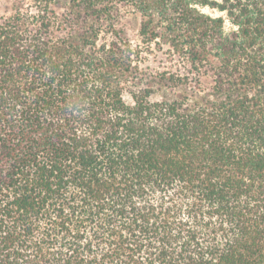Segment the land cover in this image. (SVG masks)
<instances>
[{"label": "trees", "instance_id": "16d2710c", "mask_svg": "<svg viewBox=\"0 0 264 264\" xmlns=\"http://www.w3.org/2000/svg\"><path fill=\"white\" fill-rule=\"evenodd\" d=\"M0 264H264V0H12Z\"/></svg>", "mask_w": 264, "mask_h": 264}, {"label": "rangeland", "instance_id": "374dc122", "mask_svg": "<svg viewBox=\"0 0 264 264\" xmlns=\"http://www.w3.org/2000/svg\"><path fill=\"white\" fill-rule=\"evenodd\" d=\"M11 3L12 0H0V13L5 14L6 10L8 9V7H10ZM206 12H209L214 15L216 14L210 10H206ZM140 21H141L140 15L134 14L132 11L128 13V17L127 20L125 21V24L127 25V28L132 36H134L137 33L138 31L137 28L140 25ZM153 60H155V64L156 63L158 64L162 60V57L153 58ZM125 100L128 103H132V99L128 94H125Z\"/></svg>", "mask_w": 264, "mask_h": 264}]
</instances>
